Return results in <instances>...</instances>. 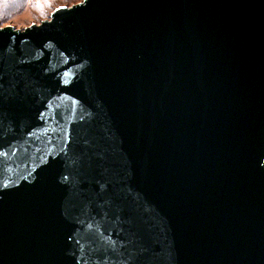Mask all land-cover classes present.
I'll return each instance as SVG.
<instances>
[{
  "label": "water",
  "instance_id": "1",
  "mask_svg": "<svg viewBox=\"0 0 264 264\" xmlns=\"http://www.w3.org/2000/svg\"><path fill=\"white\" fill-rule=\"evenodd\" d=\"M0 264H264V0L0 25Z\"/></svg>",
  "mask_w": 264,
  "mask_h": 264
},
{
  "label": "rangeland",
  "instance_id": "2",
  "mask_svg": "<svg viewBox=\"0 0 264 264\" xmlns=\"http://www.w3.org/2000/svg\"><path fill=\"white\" fill-rule=\"evenodd\" d=\"M83 0H35L27 4L13 7L0 4V25H12L17 29H24L34 23H41L50 19L53 11L60 6H72Z\"/></svg>",
  "mask_w": 264,
  "mask_h": 264
},
{
  "label": "trees",
  "instance_id": "3",
  "mask_svg": "<svg viewBox=\"0 0 264 264\" xmlns=\"http://www.w3.org/2000/svg\"><path fill=\"white\" fill-rule=\"evenodd\" d=\"M29 1H35V0H0V4L7 5V7H13V5H18V4L19 6H22L25 3L27 4V2Z\"/></svg>",
  "mask_w": 264,
  "mask_h": 264
}]
</instances>
